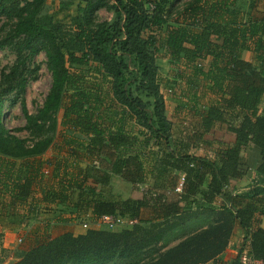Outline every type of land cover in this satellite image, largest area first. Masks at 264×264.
<instances>
[{"label":"trees","instance_id":"obj_1","mask_svg":"<svg viewBox=\"0 0 264 264\" xmlns=\"http://www.w3.org/2000/svg\"><path fill=\"white\" fill-rule=\"evenodd\" d=\"M47 1L57 2L56 13L73 8L70 30L62 33L54 14L44 11ZM172 1L0 0V15L13 20L0 36V48L19 41L15 63L0 83V180L8 183L3 187H9L11 205L22 203L32 219L53 209L76 218L135 221L118 232L92 226L77 235L45 237L20 251L12 264H221L216 257L234 224L244 233L248 264H264L259 226L264 188L239 194L230 186L253 174L264 178V0H249L242 13L237 0H193L170 25ZM100 9L110 10L111 19L96 22ZM37 45L44 50L50 87L35 115L20 103L24 129L38 137L24 145L4 128L3 97L23 93L26 57ZM242 51L250 52V61L241 59ZM159 58L178 68L179 78L182 71L202 78L204 92L215 97L203 107L194 101L181 135L172 132L165 116ZM89 63L106 80L104 90H91L74 72ZM58 111L61 125L74 135L64 144L74 149L67 152L70 162L64 161L68 174L62 177L53 168L56 181L46 186L40 180L44 164L36 157L50 145L40 137L44 127L54 130ZM217 123L226 126L233 142L211 157L195 155L210 146L204 136ZM112 177L135 190L143 185L140 198H113ZM215 206L225 214L223 221L183 233L172 245L174 240L164 241L199 211ZM240 252L228 264H242Z\"/></svg>","mask_w":264,"mask_h":264},{"label":"rangeland","instance_id":"obj_2","mask_svg":"<svg viewBox=\"0 0 264 264\" xmlns=\"http://www.w3.org/2000/svg\"><path fill=\"white\" fill-rule=\"evenodd\" d=\"M193 0H173L170 6V20L169 24L171 25L172 22L178 16V13L186 6V4ZM249 0H237L236 6H238L242 12H246L247 5ZM20 5V3H19ZM57 2L52 3L51 1H47L44 5V11L48 14H54L53 17L55 20L59 21L61 32L64 33L70 30V19L69 15L72 14L73 8L70 7L68 11L65 12H55L56 11ZM96 22L101 21H108L112 17V13L110 10L107 9H100L95 13ZM13 21V20H12ZM12 21L7 20L3 15H0V36L5 34L10 26ZM18 39H14L10 45L4 46L0 48V83L2 81V74H6L11 66L15 63L16 60V44L18 43ZM36 53L33 55H29L26 57L25 67H24V77L26 79V85L22 94L17 95L15 91L7 94L3 97V105H2V115L1 120L3 122L4 128L8 131L9 134H12L19 139L24 140V145H30L33 141L38 140L35 136L29 131L24 129L25 121L20 111V103L24 104L25 110L29 115H35L36 112L41 108L44 98L48 92L50 87V74L46 70L45 66V57H44V50L40 45L35 47ZM21 54L25 56L27 51H21ZM162 59V58H159ZM164 60V59H163ZM157 70L160 76V87L162 95L165 96L164 99L166 101V114L169 119L174 118L173 106L169 104L170 100H174L177 97L183 98L185 101L182 102L183 104L191 100L196 101V104L200 105L201 107L205 105V95L207 96L206 99L208 100L207 103L213 104L215 102V97L213 95L207 94L203 90V84L201 85L199 82L202 78L195 77L191 72H183L182 77L179 78L178 75L180 74V70L178 68H174L171 66L166 59L164 61L158 60ZM72 72L73 70H69ZM80 72L86 87L90 88L91 90H104L106 88V80L100 76L96 71V65L93 63H89L87 66L79 67L74 70V72ZM196 86L195 89H193ZM100 88V89H99ZM169 100V101H168ZM169 102V103H168ZM178 115V122L173 123L172 132L175 134H183L185 132V127L189 124L190 121V112L186 105L180 106ZM175 115V116H176ZM189 115V116H188ZM128 129L133 131L132 123L128 124ZM42 137H47L50 139V145L45 149L37 158L41 163L44 165L42 166V170L44 175L40 177L41 183L43 185L49 186L50 184L55 183L56 178L53 175V168H58L57 174H62L66 176L68 174L69 167H64V161L67 158L68 151H72L74 149L69 148L70 146L64 144V138L66 137H73L72 133H67L66 128L61 125V111H58L55 115V126L54 130L46 131V128H43ZM204 138L208 140L209 144L212 142H223L224 144L229 143L231 140V134L226 130V126L222 124L214 126L207 134H205ZM219 139V140H218ZM79 153V151L77 152ZM196 155H198L195 152ZM204 156H208L207 154H203ZM67 161L70 162V159L67 158ZM47 164V165H45ZM84 164V163H80ZM55 170V169H54ZM58 176V175H57ZM260 183L262 186L264 185V179H259L258 177L248 180H244L237 183L239 188L247 187L246 191L252 189L254 187H260ZM143 189V185H140L137 190L133 189L130 185L122 183L118 180H114L111 185L108 187V190L112 194L113 198L116 199H127L132 198L136 199L138 194ZM39 190V188H38ZM50 208V207H48ZM44 211V209H43ZM52 210H48L44 212L45 215L49 216L48 221L55 220L56 216L55 213L50 212ZM212 217L214 221L220 220L225 217V214H222L220 210L212 211ZM46 219H43L44 221ZM189 222V221H188ZM82 223L86 224V228H82ZM201 223L200 219H192L190 220L188 226L199 225ZM77 230L74 232L81 231L84 233L89 227V222L84 220L76 221L75 223ZM208 224H205L207 226ZM235 228V224L232 226L231 230ZM131 226H123V227H116L112 229L110 232H118L121 230L130 229ZM237 230H240L236 227ZM181 227L177 228L176 230H180ZM198 229V228H197ZM195 229V230H197ZM236 230V229H235ZM25 230H21L17 233L15 237L14 247H7L6 249H2L0 247V264L6 261L8 257H13L15 254L19 255L20 251H17V248L21 247L22 242H19L18 239L20 236L23 235ZM55 233V232H52ZM186 233V232H185ZM19 236V237H18ZM47 237L50 234L46 235ZM51 237V236H50ZM168 237V238H167ZM176 235L170 237L169 234L165 237V240L175 239ZM179 237V236H178ZM21 241V240H20ZM170 245V243H168ZM19 250V249H18ZM244 258V257H243ZM244 264H248V260L241 259L240 260ZM12 264V263H11Z\"/></svg>","mask_w":264,"mask_h":264},{"label":"crops","instance_id":"obj_3","mask_svg":"<svg viewBox=\"0 0 264 264\" xmlns=\"http://www.w3.org/2000/svg\"><path fill=\"white\" fill-rule=\"evenodd\" d=\"M241 59L244 61H250L251 60V54L248 51H242L241 52ZM162 59H157L155 61L156 66L158 65V60L160 61H164ZM167 61V60H166ZM159 74V73H158ZM201 85L205 84L204 80H200L199 82ZM161 86V85H160ZM160 92H161V87H160ZM162 94V92H161ZM163 96V95H162ZM165 96H163V100H164V108L166 111V101L164 99ZM206 95H205V105H207L208 100L206 99ZM192 98L189 99V101H187L186 103H182L185 100L183 98L177 97L174 100H168L169 104H172L173 106V112L174 114V118L171 120L168 118L166 112H165V116L168 120V122L170 123L171 127H173V123H179L178 122V114L180 109V106H184L186 105L187 108H191V106H194V100H191ZM196 106H199L198 104H196ZM176 115V116H175ZM217 124H215L214 126L216 127ZM213 126V127H214ZM231 134V133H230ZM233 135L231 134V140L229 143L224 144L223 142H220V140L217 142H212L210 144L209 147L204 148V147H200L196 150L193 151V153L195 154V152L198 154V156H204L203 154H207L208 157L212 156V153L217 150V148L220 145H229L233 142ZM204 140L206 142H208V140H206L204 138ZM209 143V142H208ZM196 155V154H195ZM2 177V176H1ZM251 179L256 178V176L253 174L251 175V177H249ZM260 179V178H259ZM264 179V178H263ZM2 180H0V247L2 249H6L7 247H14V242L15 237L17 236V233L20 232L21 230H25L23 235L20 236V238L18 239L19 242H22L21 247L17 248V251H25L28 250L29 248L33 247L38 241H41L42 239H44L45 237H47L46 235L50 234V236H48L49 238H54L57 235H60L62 233H71L73 235H77V234H81V231H76L74 232V230H77L78 227H76L75 223L76 221H88L89 222V227L91 228L92 226L90 225V218L89 215H85L79 218L74 217V215H70L67 212L64 213H60V212H55L56 218L53 221H48L49 216L45 215L44 212L40 213L35 219H32V211H28V208L25 206L21 205H15L14 207L11 205V192L9 191V187L8 185L6 187H3L4 184H8L6 183V181L4 180L3 184ZM114 180H118L116 177H112L111 178V183ZM241 181L244 180H248L245 178L240 179ZM240 180L237 181H232L230 183V186L234 189L233 191L235 193H243L246 191L247 187H241L239 188L237 186V183L240 182ZM260 187L264 188V185L262 186V183H260L259 185ZM141 193L138 194V198H140ZM35 197H37V195H35ZM37 199V198H36ZM35 199V200H36ZM29 200L26 201V205L28 204ZM219 211L220 209L215 206V208L211 209L210 211H206V210H202L199 211V213H197V215L195 217L190 218L189 220H187V222L185 221L182 225L179 226V228L181 227L180 230H174L173 231V235H176L175 239H173L174 241H172L170 244H174L178 238V236H180L181 234L185 233V232H190L193 231L195 229H200V228H204L206 227L205 224H211L212 222H214V218L212 217V211ZM193 212L195 210H192ZM43 219H46L44 221H42ZM59 219H63V220H59ZM192 219H200L201 223L199 225H194V226H188L190 220ZM189 221V222H188ZM259 226L264 230V217H259ZM238 227L235 224V228L233 227V230H231V235L230 238L227 242V245L225 247V249L223 250V252H221L217 257H216V262H219L221 264H228L230 261H232L236 255L238 254V252L241 250L240 252V260L241 259H246L245 257V253L247 250V243H243V237H244V233L242 230H237ZM236 229V230H235ZM55 232V233H52ZM171 236V237H172ZM19 237V236H18ZM21 240V241H20ZM19 249V250H18ZM17 255L15 254L13 257H8L6 259L5 262H3L2 264H11L13 262H15L17 260ZM244 257V258H243ZM204 264H217L215 262H206Z\"/></svg>","mask_w":264,"mask_h":264},{"label":"built area","instance_id":"obj_4","mask_svg":"<svg viewBox=\"0 0 264 264\" xmlns=\"http://www.w3.org/2000/svg\"><path fill=\"white\" fill-rule=\"evenodd\" d=\"M180 182L181 179L179 178L177 185L174 188V192L178 193L180 191ZM134 220H130L128 218H120V217H113V216H101L96 219H92L90 221V225L95 227V228H104L107 230H112L116 227H123V226H131L134 224ZM82 228H86V224L82 223L81 225ZM242 263V262H241ZM244 264V263H242Z\"/></svg>","mask_w":264,"mask_h":264}]
</instances>
